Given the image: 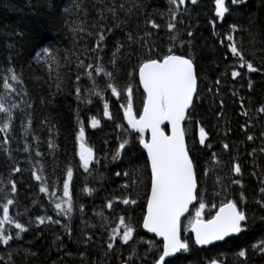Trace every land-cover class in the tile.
<instances>
[{"label": "trees", "instance_id": "16d2710c", "mask_svg": "<svg viewBox=\"0 0 264 264\" xmlns=\"http://www.w3.org/2000/svg\"><path fill=\"white\" fill-rule=\"evenodd\" d=\"M120 4L125 8L120 9ZM113 6L115 16L107 11ZM226 6L229 12L219 18L215 0L195 4L192 0L184 4L178 0L176 4L169 0H0V97L8 107L17 105L11 108L9 128L0 130V213L4 197L13 199L10 215L26 228L17 238L14 225H6V234L13 239L8 245L0 243V264H120L130 256V264H151L156 258V253L155 257L152 252L145 255L149 240L140 239L137 227L150 184L140 133L129 129L124 119L127 94L113 96L106 89L108 77L96 74L95 67L99 64L113 73L119 89L132 85L133 111L138 114L143 103L138 65L144 59L162 58L169 48L176 55L192 58L197 74V94L183 127L206 204L203 218H209L221 202L233 199L246 212L247 220L238 236L200 249L190 243L187 252L168 259L167 264H210L213 259L218 264H264L259 246L264 240V195L260 192L264 187V112L259 111L264 106V0H243L235 5L226 0ZM172 13H176L174 20ZM149 20L159 27L153 28ZM169 22L175 24L174 32L169 31ZM101 31L105 39L97 49ZM173 35L175 41L170 39ZM229 35L244 58L260 71L249 73L244 67L239 69L241 76H231L240 62L227 47ZM46 48L54 59L37 58ZM114 52L115 66L111 63ZM79 61L84 62L83 67H77ZM88 64L93 67L87 68ZM13 72L19 78L16 81L11 79ZM88 72L95 77L99 95L93 93ZM5 79L9 89L4 87ZM77 88L81 89L79 98ZM105 102L111 119L103 115ZM93 116L100 121L96 128L91 127ZM5 122L0 113V129ZM81 123L85 142L94 152L87 170L77 154L76 133ZM201 127L208 133L206 145L210 148L199 142ZM249 135L254 139L248 140ZM124 140L129 143L113 159ZM225 143L228 149L223 147ZM237 163L240 174L232 170ZM16 168L20 171L15 172ZM68 168L73 172V207L65 215L58 213L55 203L64 199ZM33 171L44 178V185L55 196L40 192L42 181L33 177ZM85 187L92 189L91 194L83 191ZM125 198L136 203L125 205ZM109 200L113 201L111 209ZM121 216L135 229L128 245L119 236L109 240ZM37 217H51L52 222L41 225ZM109 242L114 245L111 250ZM241 250L246 252L244 257L238 255Z\"/></svg>", "mask_w": 264, "mask_h": 264}, {"label": "snow or ice", "instance_id": "6c2138e0", "mask_svg": "<svg viewBox=\"0 0 264 264\" xmlns=\"http://www.w3.org/2000/svg\"><path fill=\"white\" fill-rule=\"evenodd\" d=\"M102 2V0H101ZM171 4H176L177 0H169ZM179 4H184L185 0H178ZM197 0H192L195 4ZM243 0H231L233 5L242 3ZM79 7V5H77ZM120 9H124L125 5L120 4ZM113 16L116 15L117 9L115 6L108 8ZM128 11H131L129 8ZM229 12V8L226 6V0H215V15L219 18H224ZM100 18L103 19V11L99 13ZM176 17V13H172L173 20ZM149 24L153 28H158L154 21L149 20ZM95 26V25H94ZM170 32L175 31V24L169 22L167 25ZM76 29H73L75 31ZM83 31V29H80ZM232 30H236V26H232ZM111 31V29H109ZM91 35V33H89ZM189 36L192 34L189 33ZM105 36L103 31L99 34L96 42V48L98 49L101 43L104 41ZM129 39L131 36L129 35ZM171 40L175 41L176 36H171ZM230 43L228 49L234 57H237L240 62V67L247 68L249 73L260 71V69L253 66V63L247 61L244 55L238 49L237 45L232 42L233 36L227 37ZM95 50V49H93ZM120 50V46L117 45L116 51ZM52 57V53L49 49H43L41 53H37V58ZM116 52L113 53V59L111 63L116 64ZM54 59V57H52ZM84 62L79 61L77 67H83ZM92 64H88L87 68L91 69ZM11 71V70H10ZM96 74H103L108 77V83L106 89H111L113 96L120 97L122 93L127 94V106L124 107V119L127 120L128 128L140 133L139 144L147 152V166L150 168V193L147 196V210L143 216V228L149 232L155 233L156 236L163 238V249L160 252L158 258L154 259L153 264H167L166 258L174 256L179 252H187L190 248L187 240L180 238L181 231V217L188 211L189 205L193 201L199 200V207L196 209L195 218L191 221V231L194 233V243L196 245H210L216 241H223L225 237L232 234H238L243 231V223L247 220V215L242 210L238 203L233 199H227L226 202H221L218 210L211 219H204L203 212L206 204L203 200V195L198 189V175L196 172V165L193 158L189 154V149L185 143L186 130L183 127V121L186 119V113L188 109L193 106L194 96L197 93V74L194 68V62L190 58H186L183 55H176L169 48V54L164 55L162 58L153 59L148 58L142 60L138 65L139 84L143 88V109L139 113V118L133 114V88L129 84L124 89H119L113 82L114 75L111 72H106L99 64L95 67ZM89 79L93 80V93L99 95V92H95V77L92 72L87 73ZM240 71L233 70L231 76L233 78L241 76ZM132 76V73H129ZM13 81L18 80V76L13 72L11 75ZM80 77L77 76V80ZM219 83V81H217ZM5 89H9L11 85L8 80L4 82ZM59 87V85H57ZM249 87H251V81H249ZM77 98L81 89L77 88ZM17 105L13 104L8 107L4 103V98L0 97V113H3L6 118V122L3 128L0 130H7L12 120L11 108H15ZM260 112H264V106L259 109ZM104 117L111 119L109 111V105L107 102L104 104L103 110ZM243 115H248L244 112ZM91 127L96 128L100 121L95 117H91ZM167 122L171 126V135H166L164 129L161 127ZM117 127H122L117 125ZM145 130L151 131V138L146 139L143 135ZM264 135V133H262ZM85 127L83 123L79 127L76 133V141L78 144V155L80 161L85 170L88 169L89 163L94 159V152L85 142ZM208 133L203 127L199 130V142L201 145H206ZM248 140H253L254 137L249 135ZM129 143L128 140H124L120 143L117 152L114 154L113 159L119 157L120 150H123ZM211 147L210 144L206 145ZM51 147V145H50ZM225 149L229 148L228 144H224ZM255 152V149L253 150ZM264 152V148L261 149ZM213 160H216V154H213ZM218 163V161H217ZM236 174L241 173L240 165L234 164L232 168ZM15 172H19L20 169H14ZM42 171V169H41ZM207 174V171H206ZM33 177L37 181H42L40 192L48 193L55 196V192L49 193L48 187L43 183L44 178L37 174L36 171L32 172ZM120 175V173H117ZM128 175V173H125ZM73 172L71 168L67 169L66 179L63 182V201L55 203V209L59 212H63L68 215L72 211V193L70 191V182L72 180ZM232 183L240 184V180H233ZM17 191L15 183L11 184V192ZM84 192L91 194L92 189L85 187ZM226 191V189H225ZM262 195H264V187L260 189ZM215 195L219 196L217 192ZM241 200H244V194L241 193ZM6 200L2 205V216H0V243L8 245L9 241L13 239L11 234H6V225H14L16 229L15 236L18 238L22 232L26 231L25 226L16 221L14 217L10 215V205L14 204L13 199L4 197ZM125 205L135 204V200L125 198L122 201ZM66 206V207H65ZM107 207L111 209L113 207V201L109 200ZM215 207V205L213 206ZM81 209L83 206L81 205ZM38 224H44L46 220L52 222L51 217H37ZM59 223V221H55ZM135 229L132 224L126 221L124 216L119 217L117 227L112 229V233L109 236L110 241H115L117 236L119 240L128 245L134 238ZM149 247L146 252H152L153 244L148 242ZM260 250L264 251V240L260 241ZM108 249H113L114 245L109 242ZM255 247V245H254ZM136 255L135 248L133 249V256ZM238 255L244 257L246 252L241 250ZM132 257L130 256L127 261H122V264H130ZM210 264H218V261L213 259Z\"/></svg>", "mask_w": 264, "mask_h": 264}, {"label": "water", "instance_id": "95a60500", "mask_svg": "<svg viewBox=\"0 0 264 264\" xmlns=\"http://www.w3.org/2000/svg\"><path fill=\"white\" fill-rule=\"evenodd\" d=\"M142 109H143V108H142ZM187 112H188V111H187ZM167 125H168V124H167ZM168 128H169V131H168V133L165 132V134H166V135H171V126L168 125ZM150 138H151V131H150V134H149V140H150ZM185 143H186V139H185ZM145 151H146V150H145ZM146 155H147V152H146ZM149 193H150V189H149ZM149 193H148V194H149ZM194 203H195V201H193L192 204L189 205V208H190L191 205H193ZM146 210H147V202H146L145 214H146ZM188 210H189V209H188ZM217 210H218V209H217ZM187 212H188V211H187ZM187 212H185V213L183 214V216H185V214H186ZM215 213H216V212H215ZM214 215H215V214H214ZM214 215H213V216H214ZM183 216H182V217H183ZM182 217H181V218H182ZM210 219H211V218H210ZM142 225H143V221H142ZM144 230H145V231H148V230L145 229V228H144ZM151 233H152V232H151ZM190 233H191L192 238H193V241H194V233H192V231H191V227H190ZM152 234H154V235L156 236L155 233H152ZM238 234H239V233H238ZM238 234H232V235H230V236H235V235H238ZM156 237H157V238H161V239L163 240L162 237H159V236H156ZM217 242H221V241H216V242H214V243H217ZM214 243H213V244H214ZM210 245H211V244H210ZM197 246H199V247H203V246H209V245H197ZM168 258H169V257H168Z\"/></svg>", "mask_w": 264, "mask_h": 264}, {"label": "bare ground", "instance_id": "6f19581e", "mask_svg": "<svg viewBox=\"0 0 264 264\" xmlns=\"http://www.w3.org/2000/svg\"><path fill=\"white\" fill-rule=\"evenodd\" d=\"M137 77H138V82H139V73H138V70H137ZM139 86H140V88H141V90H142V92H143V88H142V86L139 84ZM89 94V93H88ZM85 95V94H84ZM83 95V96H84ZM120 102V101H119ZM142 108H143V103H142V107H141V110H140V112H142ZM139 112V113H140ZM139 113L138 114H135V112L133 111V114H135L136 116H137V118H139ZM187 114H188V112L186 113V116H187ZM126 122H127V120H125ZM185 121V120H184ZM184 121H183V123H184ZM168 123L167 122H165L164 123V125H162L161 127L164 129V131L166 132V133H168V131H169V128H168V125H167ZM164 127H166V128H164ZM149 134H150V130H145V132H144V136H145V138L146 139H149ZM198 136H199V131H198ZM140 147L143 149V147L140 145ZM143 151L145 152V154H146V151H145V149H143ZM147 156V155H146ZM95 190V189H94ZM42 204V203H41Z\"/></svg>", "mask_w": 264, "mask_h": 264}, {"label": "rangeland", "instance_id": "374dc122", "mask_svg": "<svg viewBox=\"0 0 264 264\" xmlns=\"http://www.w3.org/2000/svg\"><path fill=\"white\" fill-rule=\"evenodd\" d=\"M90 165V164H89Z\"/></svg>", "mask_w": 264, "mask_h": 264}]
</instances>
